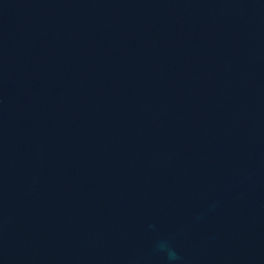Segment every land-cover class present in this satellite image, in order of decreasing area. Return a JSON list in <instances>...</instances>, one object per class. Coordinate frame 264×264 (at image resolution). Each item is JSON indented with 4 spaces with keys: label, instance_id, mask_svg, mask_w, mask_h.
<instances>
[{
    "label": "water",
    "instance_id": "95a60500",
    "mask_svg": "<svg viewBox=\"0 0 264 264\" xmlns=\"http://www.w3.org/2000/svg\"><path fill=\"white\" fill-rule=\"evenodd\" d=\"M264 264V0H0V264Z\"/></svg>",
    "mask_w": 264,
    "mask_h": 264
},
{
    "label": "clouds",
    "instance_id": "9594fccd",
    "mask_svg": "<svg viewBox=\"0 0 264 264\" xmlns=\"http://www.w3.org/2000/svg\"><path fill=\"white\" fill-rule=\"evenodd\" d=\"M157 249L160 252H163L166 255V258L169 262V264H176V262L181 260V257L178 255V253L173 249L167 241H161L157 245Z\"/></svg>",
    "mask_w": 264,
    "mask_h": 264
}]
</instances>
